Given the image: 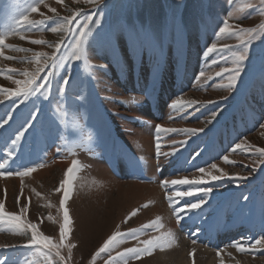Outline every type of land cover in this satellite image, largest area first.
Returning a JSON list of instances; mask_svg holds the SVG:
<instances>
[{
	"label": "rangeland",
	"instance_id": "obj_1",
	"mask_svg": "<svg viewBox=\"0 0 264 264\" xmlns=\"http://www.w3.org/2000/svg\"><path fill=\"white\" fill-rule=\"evenodd\" d=\"M158 1L44 0L37 12L28 13L37 22L29 28L16 20L32 0H0V35L6 34L0 118L11 117L0 127V171L5 173L0 203L25 223L37 224L39 232L61 245L65 258L60 261L55 249L49 256L46 249L25 247L31 230L20 233L0 224L4 264H124L120 255L126 249L144 247L142 241L169 232L174 237L170 247L127 264H264V242L255 243L264 238V155L258 152L264 148V5L260 0H163L158 28ZM137 6L142 13L136 14ZM91 9L92 17L97 12L103 19L109 16L107 28L97 29L105 37L97 31L87 35L94 17L81 24L86 28H75L79 15ZM66 17L72 18L70 24H64ZM225 21L235 31L256 29L233 88L226 87L224 69L234 66V54L243 45L237 35L219 32ZM58 25L64 30L52 32ZM79 31L86 37L84 54L76 60ZM146 33L163 37V51L157 44L142 63ZM212 45L216 50L208 51ZM29 75H35L29 87H44L23 100L13 93ZM65 78L68 84L58 92ZM33 113L32 127L7 156L11 140ZM161 125L177 131L157 132ZM186 129L203 131L188 134ZM225 155L231 163L222 159ZM73 161L79 165L70 174ZM27 167L35 170L7 174ZM199 168L222 178L212 181ZM69 175L73 188L61 205V182ZM201 176L206 181L201 187L213 191L199 209L186 202H198L203 193L181 199L175 191H190V186L163 183ZM64 207L72 220L66 241L60 237ZM157 219V227H143ZM133 229H143L139 239L118 238L92 261L109 237Z\"/></svg>",
	"mask_w": 264,
	"mask_h": 264
},
{
	"label": "snow or ice",
	"instance_id": "obj_2",
	"mask_svg": "<svg viewBox=\"0 0 264 264\" xmlns=\"http://www.w3.org/2000/svg\"><path fill=\"white\" fill-rule=\"evenodd\" d=\"M44 0H32L31 5L24 9L23 12H19V19L16 20V23L19 24L20 22H23L24 24L28 25L29 28L32 25L37 24L36 21L34 20H29L28 19V13L30 12H37L39 10V5L43 3ZM94 2V0H93ZM261 4L264 5V0H260ZM51 11L55 12V9H51ZM91 17H89L90 19ZM72 18H63L64 24H70ZM45 21H40V24H43ZM81 27L86 28L87 25H82ZM64 28L62 26H56L52 27L51 31L52 32H57V31H63ZM220 33H228L230 35L235 34L239 38L241 44L243 45L242 50L234 54V59H233V67L231 69H224V72H228V84L226 87L228 88H233L235 87L239 77L241 76V73L244 70V65L245 61L248 60L249 56V48H250V42L256 38L255 33L256 29L255 28H239V31L233 30L232 26L227 23L226 21L223 23V26L219 29ZM5 35H0V54H2V47L5 43ZM86 37V33L84 31H79L78 33V38L75 40L74 43V50H73V56L76 60H79L81 56L84 54V39ZM24 38V37H21ZM33 43L37 44H43L46 43L43 40H36L32 41ZM142 43L144 45V51L142 52L141 55V61L143 63L144 57L147 56L148 51L150 49L155 48L157 44L160 46L161 52L163 51V37L162 36H153L151 34L146 33L142 37ZM60 44H57V49H59ZM216 50V46L212 45L208 51H213ZM24 51H27V49H24ZM43 55V54H38ZM11 59V57H8ZM53 60V66L55 64V59L51 58ZM37 62H39L37 60ZM39 71V69L37 70ZM24 75H28L27 73H24ZM50 75V73H49ZM200 75H203L201 73ZM217 75H221V73H217ZM35 80V75H29V78L26 82H24V87L19 88L16 90L14 95L21 97L23 100H27L30 95L35 94L38 88L44 87V85H36L35 87H29V85L33 84V81ZM17 84H20L21 81H16ZM68 84L67 78H65L62 82V86L58 89V92H63L65 87ZM152 85L146 86L145 89V94L150 98L151 97V92L148 90V88ZM0 91H4L3 89H0ZM181 107H184L185 105H180ZM175 107V105L173 106ZM213 117L216 115V113L212 114ZM11 117L7 118H0V127L3 126V124H6L8 122V119ZM35 118V114H30L28 117V121L21 127L20 130H18V134L14 136V138L11 140V143L13 145V148L8 151L7 156L11 157L14 152H15V145L21 141V139L24 137L25 132L28 131V128L32 127V121ZM177 131L176 129H168L164 128L162 125L157 126V132H173ZM188 134H195L197 131H203V129L196 130V129H186L184 130ZM159 147V145H157ZM236 149H242L241 144H236L235 145ZM258 152L261 155H264V148L258 149ZM196 155H199V153H196ZM222 159L227 162L231 163L229 161V157L227 155L223 156ZM79 165V161H73V167H70L68 169V173L74 174L76 171L77 166ZM43 165H37V167H42ZM212 169H216L217 165L215 163L211 164ZM35 169L33 167H27L24 170L12 173L9 172L7 173L8 175H20V176H25L33 172ZM200 173L205 174L210 180L216 181L220 180L222 177L218 175H213L210 171H208L205 168H199L198 169ZM5 173L0 171V175H4ZM165 186H167L169 183L173 186L176 185H188L190 186L191 190H185V191H175V196L179 198H183L185 196H192L197 193H203V195L198 197V202H186V206L190 209H199L201 205L206 203L205 197H207L212 191L213 188L211 186L208 187H201V185H204L206 183L204 176H201L200 178L197 179H173L171 181H163ZM64 185H67V187H64ZM61 188H63L64 192V199L61 200V205H64L67 199L69 198V193L71 192L73 188V176L69 175L67 179L61 182ZM60 189H57L59 191ZM245 200H247V197H244ZM19 200V197L17 198ZM169 203L172 204L174 203L173 196L169 195L168 197ZM148 205H144V207H147ZM138 211V210H136ZM136 211L131 213V215H136ZM184 208H180L177 211V215L179 218V213L183 212ZM51 219V217H49ZM72 223V220L70 219L69 216V209L67 207H64L63 209V224L60 227V237L62 241H66L69 238V233L71 231L70 225ZM0 224H6L8 225L9 229L15 232H20L23 233L25 231L31 230V238L28 241V244L25 245V247L29 248H42L47 250V254L49 256L52 255L53 250L55 249V255L59 257L60 261H64V257L60 255L59 248L61 247L60 244H56L52 241V239L43 233L39 232L38 225L35 223H25L21 217L17 214L14 213H9L5 211V207L3 203H0ZM159 225V219L155 222H150L148 225L143 226L144 228H154ZM143 229H133L130 230L129 233H120L117 232L113 236L109 237V239L104 243L103 247L99 249V251L92 257V261L94 262L96 258L100 255V253H104L106 250H110L111 246H114L116 242H118V238H123L125 236H131L132 238L139 239L138 233L142 231ZM173 234L171 232L168 233L167 236H160L158 238H153V239H148L142 241L144 247H132L128 248L125 250V253L120 255V259L124 261V264H127V261L132 258H138L142 255L150 254L152 253L155 249H164L165 247H170L172 242H173ZM195 242V241H194ZM264 242V238L257 239L255 243L257 245L261 244ZM241 242H236L234 246L239 247V244ZM73 247V245H69V248ZM240 251H243V248H239ZM195 250L193 249V253ZM192 253H190L191 255ZM219 254V253H218ZM0 264H4V261H0Z\"/></svg>",
	"mask_w": 264,
	"mask_h": 264
},
{
	"label": "trees",
	"instance_id": "obj_3",
	"mask_svg": "<svg viewBox=\"0 0 264 264\" xmlns=\"http://www.w3.org/2000/svg\"><path fill=\"white\" fill-rule=\"evenodd\" d=\"M159 2H161V3H159ZM172 1H169V3H171ZM163 4V0H159L158 1V7L160 8V14H159V20H158V28L160 27L159 26V24H160V21H161V19H160V17H161V6L160 5H162ZM135 6V5H134ZM100 8L98 7V10H99ZM136 9L139 11V13H136L135 12V8L133 7V9L132 10H134V12L136 13V14H140V13H142L141 12V10L138 8V6L136 7ZM81 14V13H80ZM92 14H93V9H91V10H88V11H85L84 12V17L82 16V15H79V17H78V20H77V22H75V28H77L78 29V27H80L81 26V24L82 23H85L86 21H87V18H89L90 16H91V18H93L94 17V19H92L91 20V24L89 25V29H88V31L89 32H87V35H92L93 34V32L94 31H97L100 35H102V37H105V31H101V32H99L98 30H99V28L100 29H105V28H107V26L109 25V18H107V17H109V16H104V15H102V16H104V19H103V17H100L99 15H97L98 14V12L96 13V15L95 16H93L92 17ZM139 22V21H138ZM152 22L151 21H149L148 22V26L151 24ZM145 24H143L142 25V28H144L145 26H144ZM98 29V30H97ZM77 31H75L74 32V34L76 33ZM107 39V38H106ZM47 63H48V60H47ZM38 85H40V83H38ZM42 85V84H41ZM42 249V248H41Z\"/></svg>",
	"mask_w": 264,
	"mask_h": 264
},
{
	"label": "bare ground",
	"instance_id": "obj_4",
	"mask_svg": "<svg viewBox=\"0 0 264 264\" xmlns=\"http://www.w3.org/2000/svg\"><path fill=\"white\" fill-rule=\"evenodd\" d=\"M107 176L109 177V175H107ZM107 176H106V177H107ZM106 181H107V179H106ZM139 184H140V183H139ZM139 184H136V185L138 186ZM140 186H142V185H140ZM145 186H146V185H145ZM183 255H185V254H183ZM181 257H182V256H181ZM185 257H186V256H185ZM185 257H184V258H185ZM186 258H187V257H186ZM181 259H182V258H181ZM181 259H180V260H181ZM182 260H183V259H182ZM185 260L187 261V259H185ZM181 262H182V261H181Z\"/></svg>",
	"mask_w": 264,
	"mask_h": 264
}]
</instances>
